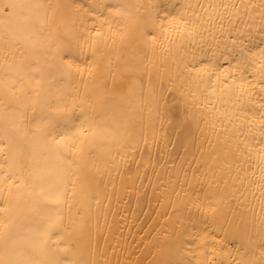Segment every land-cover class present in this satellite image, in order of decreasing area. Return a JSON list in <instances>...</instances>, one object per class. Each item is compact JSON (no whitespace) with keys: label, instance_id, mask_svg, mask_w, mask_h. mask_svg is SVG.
<instances>
[{"label":"bare ground","instance_id":"6f19581e","mask_svg":"<svg viewBox=\"0 0 264 264\" xmlns=\"http://www.w3.org/2000/svg\"><path fill=\"white\" fill-rule=\"evenodd\" d=\"M262 81L264 0H0V258L264 264Z\"/></svg>","mask_w":264,"mask_h":264},{"label":"snow or ice","instance_id":"6c2138e0","mask_svg":"<svg viewBox=\"0 0 264 264\" xmlns=\"http://www.w3.org/2000/svg\"><path fill=\"white\" fill-rule=\"evenodd\" d=\"M89 7L93 12L99 10L100 14L102 15L103 10L110 6L105 5L103 2H97L95 4L89 5ZM120 7L123 6L121 5ZM181 7H188V5H181ZM168 14L169 13L165 12V18H167ZM181 19H183V17H181ZM148 24L149 22H146L145 27H148ZM68 55L71 56L72 53L69 52ZM80 55H86V53L81 52ZM262 83H264V81H262ZM35 119H38L40 121V123L45 129L46 134L48 136H51L53 138V141H56L57 137L63 139L64 136L68 135V131H66V129H69L71 127V121L73 119V116L71 113L56 108L55 110H49L45 113L40 114ZM61 129H65V131H61ZM262 247H264V245H262ZM0 264H17V262L12 260L11 258H0Z\"/></svg>","mask_w":264,"mask_h":264}]
</instances>
